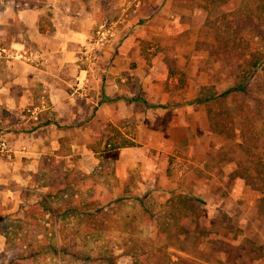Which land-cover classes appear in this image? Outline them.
<instances>
[{"label": "rangeland", "instance_id": "374dc122", "mask_svg": "<svg viewBox=\"0 0 264 264\" xmlns=\"http://www.w3.org/2000/svg\"><path fill=\"white\" fill-rule=\"evenodd\" d=\"M147 1L145 19L133 23L143 27L135 38V56L146 73L156 61L165 69L154 65L155 78L150 75L146 86L133 87L140 98L128 110L131 114L116 117L99 139L94 137L98 149L110 138L133 146L122 147L114 164L99 163L88 150L66 153L63 145L65 155L57 164L63 180L81 177L73 189L77 197H67L72 189L52 188L53 216L33 212L38 221L32 227L15 222L21 228L7 230L10 244L0 254V264H107L101 259L103 251L116 264H206L201 244L208 235L221 238L212 243L213 251L223 250L235 259L241 253L239 261L245 264L246 246L235 244L247 235L244 230L252 238L259 227L264 238V184L260 195L243 184L250 177L260 186L264 178V164L259 163H264V111L256 113L239 96L227 103L228 113L215 111L217 126L236 128L228 138L210 128L204 104L191 102L201 85L221 90L233 82L236 68L230 62L240 66L241 55L264 51V39L258 38L264 31V0H209L207 7L198 5L204 0ZM124 3L105 19L132 14L131 0ZM215 32H221L217 41ZM122 39L117 37V43ZM254 79L255 90L264 91V71ZM155 93L154 100L145 99ZM162 93L166 98H160ZM241 137L245 141L240 144ZM166 139L173 144H164ZM85 140L86 145L93 141ZM128 159L133 161L129 167ZM20 243L25 244L22 253L39 254L12 259Z\"/></svg>", "mask_w": 264, "mask_h": 264}, {"label": "crops", "instance_id": "0c3cea01", "mask_svg": "<svg viewBox=\"0 0 264 264\" xmlns=\"http://www.w3.org/2000/svg\"><path fill=\"white\" fill-rule=\"evenodd\" d=\"M124 2L0 0V46L8 51L29 52L39 60L35 64L10 56L0 57V139L8 145V152L0 153L1 255L10 244L7 230L21 228L15 222L32 227L38 221L29 217L27 210L45 194L47 180L64 179L59 164L60 171H48L43 158H51L54 164L61 163L58 158L65 154L60 150L66 144V153L81 149V153L88 150L91 157L94 156L92 149L99 148L94 137L99 139L104 127L116 117L131 114L128 110H132L134 100L140 98L132 92L133 87L146 86L156 65L165 69L164 63L156 61L147 67L146 73L143 61L135 56L138 51L135 38L143 27H134L133 23L145 19L147 10L143 5L147 7V0H131L135 8H131L132 14L127 18L125 14L124 18L105 19ZM104 23L109 24L113 32L108 44L99 46L97 32ZM117 37H123L120 43ZM158 95L155 93L145 99L154 100ZM160 98H166V94H160ZM27 109H34V115ZM85 139L93 141L86 145ZM163 143L171 144L167 139ZM123 149H119L114 164ZM132 162L128 159L125 164L129 167ZM117 172L116 164L110 173L114 176ZM243 184L246 185L244 181ZM247 188L250 192L258 191V195L263 189ZM19 212L20 220L16 218ZM42 217H47V213ZM43 221L45 225L49 222L45 218ZM257 228L252 233L255 237L248 236L245 229L247 235H243L242 244L241 240L235 243L246 246L244 256L249 260L245 264H264V238ZM205 239L203 247H199L208 256L206 264H242L244 261H239L241 253L235 259L229 258L230 254L223 250L213 251L212 243L218 242L220 237L208 235ZM24 246L20 243L16 254L13 251L10 255L20 258ZM33 254L39 253L32 251Z\"/></svg>", "mask_w": 264, "mask_h": 264}, {"label": "trees", "instance_id": "16d2710c", "mask_svg": "<svg viewBox=\"0 0 264 264\" xmlns=\"http://www.w3.org/2000/svg\"><path fill=\"white\" fill-rule=\"evenodd\" d=\"M207 1L209 0H204L202 4H198V5L202 7H207L208 6ZM261 32H263V34ZM220 35H221V32H218V33L215 32L213 33L212 36L214 40L217 41ZM260 36H261V39L263 40L264 31H260L258 38ZM228 41L229 40L226 41V44L228 43ZM231 42H233V40ZM262 43L264 45V40L262 41ZM244 56L241 55L242 57L241 61H243V64H240V66L236 62L229 63L230 67L236 68L234 70V72H236L235 78L230 85L226 86L225 88L221 90L217 88L214 89L211 86V84L201 85L198 89L196 96L191 100L192 103L205 105L206 112H207L206 114L209 120L210 128L214 130L217 134L224 135L228 138L232 137L231 136L232 134L234 135L236 128H231V126L226 127L225 125L224 126L221 125L220 127L217 126V121L215 117L217 116L219 117V114H217L219 112L228 113L227 103L230 102L235 96L241 97V100L247 99L248 101H246L247 104H245V106L247 107L249 106L251 109H254L256 113L260 114L262 113V111H264V97H263L264 91L255 90L257 82H255V85L253 83V81H255L254 77L258 76L259 71H264V51L254 50L252 52H249L247 56L245 57ZM244 64L246 65L245 68H243ZM157 106L160 108H164V107H167V104H158ZM217 110L219 111L215 113V111ZM252 126L254 128L253 123H252ZM247 131L248 133H252V131L249 129ZM240 133L241 131L238 130V136L241 135ZM242 140L245 141V139L241 137L240 144L242 143ZM114 141L110 138V140H108V142L102 148L92 149V152L94 153V156L98 159L99 163H102L105 161H114L118 157V151L120 148L126 147V146H133L132 142H128V141L127 142H118V141L114 142ZM43 160H44L43 161L44 168L48 169V171H60V169H58V164L56 163L54 164L51 158L44 157ZM259 163L264 164L261 161H259ZM98 169L96 172L99 174L101 173L100 172L101 169L100 168ZM263 177H264V173H263ZM261 180H262L261 185L255 186V183L253 182L254 180L252 178L244 177V182L251 189H254V190L262 189V185L264 184V178H262ZM48 183H49L48 188L45 194H43L42 197L38 201L31 203L29 205V208L27 210V215L29 217H32L34 215L32 213L37 212V211H39L41 215H44L47 213V215H49L50 217L53 216L54 209L50 205V199L55 194L51 193V189L52 188L56 189L57 192L64 191L67 189L69 190L72 189L70 190V192H68V195H67V197L71 196V199H72V194H74L73 197H77L78 193H76L73 189L76 188L77 185H79L80 179L61 180L59 178L57 179L53 178V180H50ZM76 208H77V204L74 203L73 201V205H70V209L74 211ZM31 255H32V252H29L27 254L23 253L20 258H24V257L31 256ZM100 255H101V259L105 261L107 264H116L115 257H112L109 253L103 251ZM17 258L18 257L16 256L12 257V259H15V260H17Z\"/></svg>", "mask_w": 264, "mask_h": 264}, {"label": "built area", "instance_id": "2783aa9c", "mask_svg": "<svg viewBox=\"0 0 264 264\" xmlns=\"http://www.w3.org/2000/svg\"><path fill=\"white\" fill-rule=\"evenodd\" d=\"M113 30L111 29L110 25L107 23L101 24L99 31L97 32L96 43L99 46L104 45L108 40L107 38H111ZM2 56H10L11 58H15L18 60H23L25 62L37 63L39 60L36 59L31 53L26 51H8L4 47L0 46V57ZM93 58V56H90ZM31 115H34V109H27L26 110ZM36 117H33L35 119ZM8 152V145L4 139H0V153H7Z\"/></svg>", "mask_w": 264, "mask_h": 264}]
</instances>
